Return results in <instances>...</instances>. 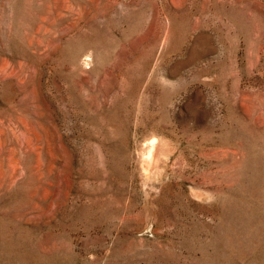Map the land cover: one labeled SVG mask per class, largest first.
Wrapping results in <instances>:
<instances>
[{
	"label": "rangeland",
	"instance_id": "1",
	"mask_svg": "<svg viewBox=\"0 0 264 264\" xmlns=\"http://www.w3.org/2000/svg\"><path fill=\"white\" fill-rule=\"evenodd\" d=\"M0 264H264V0H0Z\"/></svg>",
	"mask_w": 264,
	"mask_h": 264
}]
</instances>
